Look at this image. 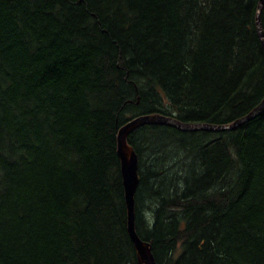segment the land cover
<instances>
[{
    "label": "trees",
    "instance_id": "obj_1",
    "mask_svg": "<svg viewBox=\"0 0 264 264\" xmlns=\"http://www.w3.org/2000/svg\"><path fill=\"white\" fill-rule=\"evenodd\" d=\"M257 4L0 0V264H137L117 132L140 115L225 125L256 107ZM127 142L135 231L156 264H264V111ZM165 145L191 159L168 177Z\"/></svg>",
    "mask_w": 264,
    "mask_h": 264
},
{
    "label": "water",
    "instance_id": "obj_2",
    "mask_svg": "<svg viewBox=\"0 0 264 264\" xmlns=\"http://www.w3.org/2000/svg\"><path fill=\"white\" fill-rule=\"evenodd\" d=\"M264 7V0H258L255 24L257 33L264 49V33L260 22V12ZM264 111V98L246 115L234 120L225 125H211V124H187L182 123L172 116H164L162 114L153 113L147 115H140L128 119L117 132V156L120 162V174L122 178V185L124 189V200L127 211V233L133 244L137 264H156L151 253L150 244L142 241L135 231V193L139 184L138 177V158L137 154L127 142V138L134 131L143 126H169L182 132H196V131H228L235 130L241 125L254 119Z\"/></svg>",
    "mask_w": 264,
    "mask_h": 264
},
{
    "label": "rangeland",
    "instance_id": "obj_3",
    "mask_svg": "<svg viewBox=\"0 0 264 264\" xmlns=\"http://www.w3.org/2000/svg\"><path fill=\"white\" fill-rule=\"evenodd\" d=\"M166 148L168 150L169 156L168 158H165L163 167L165 168L164 175L168 177L169 174L171 175L174 174L175 172L178 173L179 170L181 172L182 169L184 168V165H187L191 159L184 158V156L179 152V150L173 148L172 146H168ZM146 156H148V154H146ZM145 206H148V203H145Z\"/></svg>",
    "mask_w": 264,
    "mask_h": 264
},
{
    "label": "bare ground",
    "instance_id": "obj_4",
    "mask_svg": "<svg viewBox=\"0 0 264 264\" xmlns=\"http://www.w3.org/2000/svg\"><path fill=\"white\" fill-rule=\"evenodd\" d=\"M208 132V131H207Z\"/></svg>",
    "mask_w": 264,
    "mask_h": 264
}]
</instances>
